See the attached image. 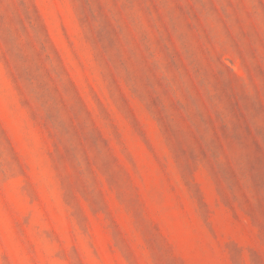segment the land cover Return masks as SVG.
<instances>
[{
	"label": "rangeland",
	"instance_id": "rangeland-1",
	"mask_svg": "<svg viewBox=\"0 0 264 264\" xmlns=\"http://www.w3.org/2000/svg\"><path fill=\"white\" fill-rule=\"evenodd\" d=\"M0 264H264V0H0Z\"/></svg>",
	"mask_w": 264,
	"mask_h": 264
}]
</instances>
